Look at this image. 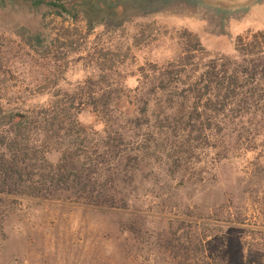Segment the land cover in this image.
Here are the masks:
<instances>
[{"label": "trees", "instance_id": "obj_1", "mask_svg": "<svg viewBox=\"0 0 264 264\" xmlns=\"http://www.w3.org/2000/svg\"><path fill=\"white\" fill-rule=\"evenodd\" d=\"M260 36H239L235 55L205 63L184 50L135 86L90 78L40 106L9 89L0 57V264L9 261L8 218L40 201L117 217L105 264H251L217 236L205 244L197 223L175 220L155 233L151 219L153 209H169L174 189L209 181L234 140L264 136ZM84 111L93 124L82 122Z\"/></svg>", "mask_w": 264, "mask_h": 264}, {"label": "rangeland", "instance_id": "obj_2", "mask_svg": "<svg viewBox=\"0 0 264 264\" xmlns=\"http://www.w3.org/2000/svg\"><path fill=\"white\" fill-rule=\"evenodd\" d=\"M262 32L264 0H0L8 87L36 96V106L97 76L135 86L184 50L198 63L232 56L239 36ZM80 116L85 125L95 121L89 111ZM234 141L209 181L178 187L168 210L153 209L151 229L197 223L205 244L217 236L215 243L264 264V136ZM71 206L19 205L6 223L8 264H105L117 217Z\"/></svg>", "mask_w": 264, "mask_h": 264}]
</instances>
